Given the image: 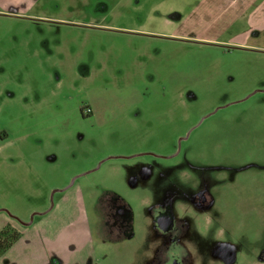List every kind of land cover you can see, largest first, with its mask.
<instances>
[{"label": "rangeland", "instance_id": "rangeland-1", "mask_svg": "<svg viewBox=\"0 0 264 264\" xmlns=\"http://www.w3.org/2000/svg\"><path fill=\"white\" fill-rule=\"evenodd\" d=\"M182 1L0 0V264H264V30Z\"/></svg>", "mask_w": 264, "mask_h": 264}, {"label": "crops", "instance_id": "crops-1", "mask_svg": "<svg viewBox=\"0 0 264 264\" xmlns=\"http://www.w3.org/2000/svg\"><path fill=\"white\" fill-rule=\"evenodd\" d=\"M183 0L179 6L172 5V8H183L185 10H214L218 13V17L222 16L225 22L226 31L230 32L231 24H237L241 27V31L236 33L239 40L238 43H247L251 34L255 30H264V0L257 2V0H193L192 3H187ZM186 4H190L186 7ZM248 14V18H232L243 14ZM234 27V26H233ZM227 37L230 40V34ZM225 35L220 37L218 41H225Z\"/></svg>", "mask_w": 264, "mask_h": 264}, {"label": "flooded vegetation", "instance_id": "flooded-vegetation-1", "mask_svg": "<svg viewBox=\"0 0 264 264\" xmlns=\"http://www.w3.org/2000/svg\"><path fill=\"white\" fill-rule=\"evenodd\" d=\"M88 110L90 111V113L92 112V109L90 107H88ZM159 219H160L159 220V225H161L162 227L163 226H168V225L170 226L173 223V221H172L173 218H172V220H169V216L165 215V214L162 215L161 218H159ZM112 222H114V220H112ZM118 225H120V224H118ZM110 226L115 228V229L117 228L116 225H114V223H112V225H110ZM167 228H169V227H167ZM167 228H165V229H167ZM117 231H118V229H117ZM117 233L118 232L113 234L114 237L116 236ZM7 239H8V237H6V236H3V235L0 236V250H6L7 249V248H2L5 245V241ZM171 264H173V263H171Z\"/></svg>", "mask_w": 264, "mask_h": 264}, {"label": "trees", "instance_id": "trees-1", "mask_svg": "<svg viewBox=\"0 0 264 264\" xmlns=\"http://www.w3.org/2000/svg\"><path fill=\"white\" fill-rule=\"evenodd\" d=\"M106 209L107 210H105L104 215L101 216L102 218H107V216L110 215L111 207L107 206ZM11 237H12L11 239L9 238L8 240L5 241V245L2 248H9L12 245L13 240L17 239L18 232L17 231H13L12 234H11Z\"/></svg>", "mask_w": 264, "mask_h": 264}]
</instances>
